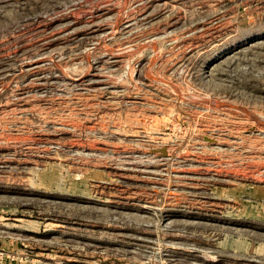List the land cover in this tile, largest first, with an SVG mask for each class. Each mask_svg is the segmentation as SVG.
Here are the masks:
<instances>
[{
	"label": "rangeland",
	"instance_id": "obj_1",
	"mask_svg": "<svg viewBox=\"0 0 264 264\" xmlns=\"http://www.w3.org/2000/svg\"><path fill=\"white\" fill-rule=\"evenodd\" d=\"M0 264H264V0H0Z\"/></svg>",
	"mask_w": 264,
	"mask_h": 264
},
{
	"label": "water",
	"instance_id": "obj_2",
	"mask_svg": "<svg viewBox=\"0 0 264 264\" xmlns=\"http://www.w3.org/2000/svg\"><path fill=\"white\" fill-rule=\"evenodd\" d=\"M160 152H161L162 155H166V150H165V148L160 149Z\"/></svg>",
	"mask_w": 264,
	"mask_h": 264
}]
</instances>
